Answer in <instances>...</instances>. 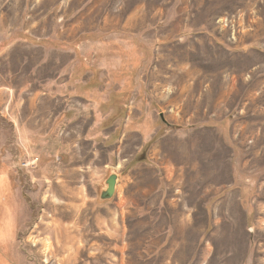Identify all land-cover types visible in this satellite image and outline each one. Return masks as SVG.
<instances>
[{"label": "rangeland", "instance_id": "1", "mask_svg": "<svg viewBox=\"0 0 264 264\" xmlns=\"http://www.w3.org/2000/svg\"><path fill=\"white\" fill-rule=\"evenodd\" d=\"M0 264H264V0H0Z\"/></svg>", "mask_w": 264, "mask_h": 264}, {"label": "water", "instance_id": "2", "mask_svg": "<svg viewBox=\"0 0 264 264\" xmlns=\"http://www.w3.org/2000/svg\"><path fill=\"white\" fill-rule=\"evenodd\" d=\"M119 182V175L116 169L109 171L108 177L104 180L100 191L99 201L102 203L109 202L114 199Z\"/></svg>", "mask_w": 264, "mask_h": 264}, {"label": "bare ground", "instance_id": "3", "mask_svg": "<svg viewBox=\"0 0 264 264\" xmlns=\"http://www.w3.org/2000/svg\"><path fill=\"white\" fill-rule=\"evenodd\" d=\"M67 219H69V218H67ZM58 229V228H57ZM59 230V229H58Z\"/></svg>", "mask_w": 264, "mask_h": 264}]
</instances>
